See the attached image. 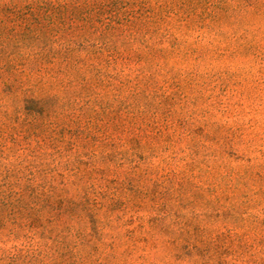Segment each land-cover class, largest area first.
Instances as JSON below:
<instances>
[{
	"label": "rangeland",
	"instance_id": "1",
	"mask_svg": "<svg viewBox=\"0 0 264 264\" xmlns=\"http://www.w3.org/2000/svg\"><path fill=\"white\" fill-rule=\"evenodd\" d=\"M25 1L53 18L25 47L0 14V264H264V0Z\"/></svg>",
	"mask_w": 264,
	"mask_h": 264
},
{
	"label": "trees",
	"instance_id": "2",
	"mask_svg": "<svg viewBox=\"0 0 264 264\" xmlns=\"http://www.w3.org/2000/svg\"><path fill=\"white\" fill-rule=\"evenodd\" d=\"M24 1V2H22ZM0 14L6 17L9 21L15 22L19 21V25L22 26V31L16 34L17 39L20 40L25 47L28 45L33 44V40H38L42 44H46L47 37L46 35L42 32V28L44 26L50 24L52 22V14L50 12H44L42 15L34 10V8L29 5L25 0H0ZM11 31L12 27H7L5 25L1 26L0 28V36L2 33L5 31ZM42 32V33H41ZM32 43V44H31ZM102 46L104 48L110 49L111 51L114 50L113 46H110L111 44L107 42V40H104L102 42ZM9 44L8 40L1 39L0 40V45L1 47H4ZM41 47L42 50L36 53V56L38 59L42 60H47L48 57H50V51L49 49H46V46ZM102 47V48H103ZM69 51L67 50L64 53V58H69ZM52 55H59L61 54L59 50H53ZM68 55V56H67ZM22 68L24 67V64L20 63L19 64ZM1 68L5 71H10L12 68H14V63L12 62H4L1 66ZM0 78H1V73H0ZM6 79V78H5ZM5 83H7V80ZM9 87H12L10 83H7ZM33 91V90H32ZM32 95V94H31ZM56 99V96L54 94H39L36 96H30L26 98V102H31L34 107L36 108V111H49L53 103ZM8 261V264H21L20 261L24 260V255L21 259V254L20 253H12L9 256H6ZM5 258V257H4Z\"/></svg>",
	"mask_w": 264,
	"mask_h": 264
}]
</instances>
